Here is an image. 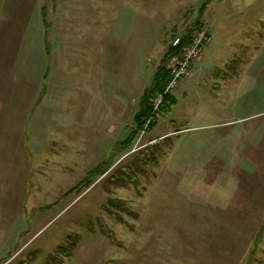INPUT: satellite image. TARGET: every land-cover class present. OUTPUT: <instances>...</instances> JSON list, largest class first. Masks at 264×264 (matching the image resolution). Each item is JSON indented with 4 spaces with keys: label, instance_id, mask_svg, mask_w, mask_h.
<instances>
[{
    "label": "rangeland",
    "instance_id": "1",
    "mask_svg": "<svg viewBox=\"0 0 264 264\" xmlns=\"http://www.w3.org/2000/svg\"><path fill=\"white\" fill-rule=\"evenodd\" d=\"M261 10L0 0V264H264V112L242 84L264 51ZM196 22L212 32L203 69L167 114L151 92L127 139L170 37Z\"/></svg>",
    "mask_w": 264,
    "mask_h": 264
},
{
    "label": "built area",
    "instance_id": "2",
    "mask_svg": "<svg viewBox=\"0 0 264 264\" xmlns=\"http://www.w3.org/2000/svg\"><path fill=\"white\" fill-rule=\"evenodd\" d=\"M204 39L205 29L203 28L191 31L185 38H182L179 34H172L169 39L170 51H168L163 60V67L168 72L169 79L166 82L163 93L153 98L154 113L159 111L164 94L170 92L181 79L188 76L193 62L202 59Z\"/></svg>",
    "mask_w": 264,
    "mask_h": 264
},
{
    "label": "trees",
    "instance_id": "3",
    "mask_svg": "<svg viewBox=\"0 0 264 264\" xmlns=\"http://www.w3.org/2000/svg\"><path fill=\"white\" fill-rule=\"evenodd\" d=\"M201 25L202 24L200 22H196L195 25H193L191 28H189V30H187V32H185L183 34H179V35H181L182 38H185L186 35H188L193 28H199ZM208 37H209L208 32L205 30V39L203 41V53H204V47H205L206 43L209 40ZM168 51H170V48L169 47H168V49L166 51V54L168 53ZM166 54L164 55V58H165ZM164 71L166 72V75L163 74ZM156 74L158 75L159 78L161 76H163V80L159 79V81L157 82L155 80ZM168 79H169L168 72L164 69L163 66L159 65L158 70L154 72V79H153L152 85L149 86V87H146V89L143 91V94L140 95V97H139V99H140L139 107H138L137 111L134 113V118H133L134 121H135L134 122L135 123V126H134V128H132L131 133L127 137V139H131L134 136H136L137 130L140 127H142V125L144 124V121H145L146 117L149 115V112H150V104L148 102V98H149L150 93L153 92V91H155V90H158V91L160 90L163 93L164 87H165L166 82H167ZM174 102H175V100L172 98L171 94H169V92L165 93L164 96H163L162 104L159 106V108H160L159 110L162 111L164 114L165 113L167 114V112L172 107V105L174 104ZM126 140H124V141H126ZM93 169H90V171L87 172V174H86V178L87 179L93 173Z\"/></svg>",
    "mask_w": 264,
    "mask_h": 264
},
{
    "label": "crops",
    "instance_id": "4",
    "mask_svg": "<svg viewBox=\"0 0 264 264\" xmlns=\"http://www.w3.org/2000/svg\"><path fill=\"white\" fill-rule=\"evenodd\" d=\"M260 16H264V10H261ZM222 21L223 20L215 21L214 30L217 31L218 29L223 27V26H221ZM259 23H261V22H259ZM208 35H209L208 38L211 42L212 41V32H211V34L208 32ZM209 40H208V42H209ZM260 43H261V40L259 39V44ZM258 55H259V56H257V58L259 59L258 66H254V65L251 66L250 65V66L243 67L242 84H243L244 92H246L248 95V99L250 98V96H251L250 93L252 91H255L258 93V103L260 106L263 107L262 110H259L258 112L263 113L264 112V51L260 50ZM245 57H247L249 59V56L245 55ZM199 62L196 61V63H198V66L196 67L197 71H198V69H200V68L203 69V67H204L203 65H199ZM191 70H192V68H191ZM230 71L231 70H229V69L226 71V76H228L227 77V83L233 84L237 80V78H235V77L236 76L238 77L239 73L234 74V72H233L234 75H232L233 77L230 78L229 73L232 72V71L231 72ZM255 114L256 113H252L251 117L254 116ZM245 117H247V116H243L244 119H245Z\"/></svg>",
    "mask_w": 264,
    "mask_h": 264
}]
</instances>
